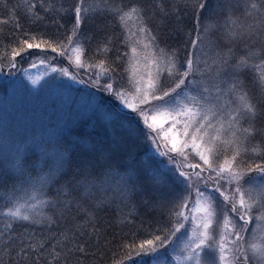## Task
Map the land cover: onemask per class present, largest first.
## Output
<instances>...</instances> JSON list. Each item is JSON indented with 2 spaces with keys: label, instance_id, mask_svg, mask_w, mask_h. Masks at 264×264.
<instances>
[{
  "label": "rangeland",
  "instance_id": "374dc122",
  "mask_svg": "<svg viewBox=\"0 0 264 264\" xmlns=\"http://www.w3.org/2000/svg\"><path fill=\"white\" fill-rule=\"evenodd\" d=\"M207 1L0 0V248L63 264L112 217L118 264H264V57Z\"/></svg>",
  "mask_w": 264,
  "mask_h": 264
},
{
  "label": "trees",
  "instance_id": "16d2710c",
  "mask_svg": "<svg viewBox=\"0 0 264 264\" xmlns=\"http://www.w3.org/2000/svg\"><path fill=\"white\" fill-rule=\"evenodd\" d=\"M213 1H215V3H218L216 0H209V1H207L209 7L211 5H213ZM218 1L220 4L221 3H225V4L228 3V5L231 4L230 0H218ZM244 1H246V0H244ZM195 2L197 4H201L197 1H195ZM26 3H27V0H26ZM26 3L24 2L25 5H26ZM246 4L247 5L243 6L244 11L241 10V11H239V13L235 12V14H233V17L229 18V21L234 23V26L237 29V32L238 31L244 32V37L247 38L249 40V42H251L252 44H255L257 46H260V51H261L260 53L264 57V0H247ZM14 5H15V7H13ZM28 5H30V4H28ZM201 5H202V7L205 6V4H201ZM216 5H218V4H216ZM8 6L14 9V11H12V12H16V16L18 17V19L20 20L19 22L21 23L20 26L23 29H28L30 27L29 20H32V19H31V16H29V12L27 11V8H23L20 10V7H17L20 5H18L15 2H13V3L10 2V5L8 4ZM246 7L249 9L246 10ZM5 18L8 19V17H5ZM176 18L178 20L177 14H176ZM0 19H2V17H0ZM10 20L12 21L11 18H10ZM24 20H28V21H24ZM168 20H170V19H168ZM215 20H219L218 15L215 17ZM166 23H169V21H166ZM218 31H220V30H218ZM255 62H257V61L255 60ZM258 77L261 78V75H258ZM263 80H264V72H263ZM261 87H260L261 91L264 94V84L261 85ZM73 130L78 131L77 127H74V126H73ZM66 136L67 137L64 139L67 141V144L64 148L67 149L70 153V159H69L70 160V167L67 170V174L68 173L69 174H77V173H75V171H78V169L73 167V166L76 163L78 164L79 162L80 163L82 161L84 162V160L88 159V158H94L95 157L94 159H97L98 155L95 153H92V150L94 152H96L97 150H99L98 148L100 146H98L97 144L95 145V141L92 140V138H89L90 136H94V135L88 134L87 131L82 133L81 139L74 140L73 142H71V140H73V139L71 138L70 134H68ZM99 137L101 138V136H99ZM72 143H73V145L71 147ZM100 143H102V142H100ZM107 158L106 159L108 161L111 160L109 158V156ZM98 171H100V170H98ZM7 177H8V175L5 177H1V174H0V191H2V190L4 191V188L7 189V187L12 186L13 183H12V181H10L11 178L10 177L7 178ZM67 192H68V194L71 192H75V188L68 186ZM111 218L112 217H108V219L104 225L105 227H107V229L111 230L110 234L105 233L101 229V235L102 236H101V240L98 241V240H95L94 237L95 238L98 237L99 234L97 232L90 233L89 235L93 236L91 239L92 240L91 248L85 247L84 252L81 253L80 249L83 245V243H82L79 248H77L73 251V254H76V256L73 255L74 258L68 257L65 260V262H63V264H118V262L120 261L119 259H117V260H119L118 262H116L117 260H111V257L117 254L116 251L114 254L113 247L116 250H118L119 247H122L123 245H126L127 243L133 244L134 242L139 240L140 235H136V232H140V231H138V230L136 231V230H134V228L132 230H130L131 229L130 227H121V226L111 227L108 224V221ZM69 230H71V229H69ZM69 230H66V231H69ZM21 236H24V233H22ZM120 237H125V238L120 239ZM21 239L23 242L25 240V237H23ZM26 239H28V238H26ZM116 239H119V241H118L119 243H111V242H113V240H116ZM6 242L7 241H1L2 244L6 243ZM29 246H32V242L29 243ZM16 247H17V245L15 246V248ZM6 248H7V246L0 248V253H1L0 256H1V259L5 261V264H51L52 263V261H51L52 255H50V254H52L53 248L49 249V251L47 252V257L43 258L40 256L39 257L36 256V255H38V253H36L37 249L34 248V246H32L30 249H27L25 247L24 248L25 252L22 251V259H20V260H19V258H17L15 256V248H10V246H9L8 249L9 248L10 249L8 251H5ZM11 249H14V250L11 251ZM27 251H29L31 254H29V252H27ZM6 252H8V253L6 254V256L4 258L3 255ZM24 254L26 255L25 257H23ZM43 256H45V255H43ZM49 258L51 260L47 261Z\"/></svg>",
  "mask_w": 264,
  "mask_h": 264
},
{
  "label": "bare ground",
  "instance_id": "6f19581e",
  "mask_svg": "<svg viewBox=\"0 0 264 264\" xmlns=\"http://www.w3.org/2000/svg\"><path fill=\"white\" fill-rule=\"evenodd\" d=\"M249 8L246 7V10H248Z\"/></svg>",
  "mask_w": 264,
  "mask_h": 264
}]
</instances>
